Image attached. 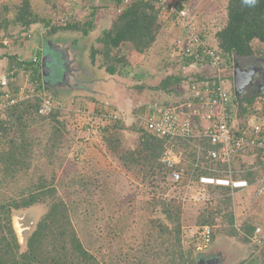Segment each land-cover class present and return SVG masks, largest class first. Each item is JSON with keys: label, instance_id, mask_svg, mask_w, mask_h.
<instances>
[{"label": "rangeland", "instance_id": "374dc122", "mask_svg": "<svg viewBox=\"0 0 264 264\" xmlns=\"http://www.w3.org/2000/svg\"><path fill=\"white\" fill-rule=\"evenodd\" d=\"M0 1L14 4L20 0ZM30 1L35 11L44 18H51L55 26L66 25L69 21L83 23L90 17V10H84L80 0ZM197 1L196 6H203L194 15L190 12L189 20L210 46H216L215 34L227 22L228 0ZM14 17L13 11L10 18ZM166 22L159 42L149 55L137 56L130 47L124 48L130 61L124 76H110L101 69L99 65L104 61L102 56L96 58V65L89 57L92 46L102 47L96 41L101 36L99 31L89 38L64 33L48 39L43 37V34H47L42 31L33 35L34 30L29 34L33 37H30L22 35L18 28L11 30L9 34L13 39L8 41V46L13 50L10 54L17 53L20 58L28 56L27 59L38 55L42 60L47 53L44 44L47 39L56 44V51L70 48L79 57L78 64L86 70L88 78L85 79L89 81L85 80L88 83L78 85L70 75L63 74L71 87L57 86L60 87L59 92L57 87L44 89L43 97L51 99L53 104L50 115L58 111L55 113L57 120L48 118V115L46 120L29 126L27 136L33 141V153L26 168L12 179L0 176V205L19 201L40 187H44L45 191L55 190L54 199L44 198L31 209L14 213L22 217L20 223L23 229H26L30 218L32 226L26 238L47 213L50 203L63 200L71 209L73 226L84 246L105 264H139L135 256L139 251L143 256L148 255L140 264H177L171 261L173 256L170 258L166 255L164 248L155 250L156 245H162L167 237L165 232L162 233L161 225H169L159 202L164 199L174 200L182 207L183 245L196 249L197 264L199 260H208L216 255H220L219 264H264V241L259 243L260 237H264V211L252 192L228 194L208 189V193H204L207 199H204L199 190L192 189L193 185L186 187L181 184L174 188L171 186L163 194L136 179L122 164V156L128 149L135 147L141 136L131 126L148 114L149 107L165 105L183 110V105L190 98L185 84L175 85L176 90L170 93L156 89L167 77L180 71V68L172 65L170 47L181 34L178 33L181 29L175 26L174 21ZM20 44L25 47L19 48ZM254 46L259 48L257 55L264 57L262 46L258 43ZM78 64L74 65L77 69ZM18 83L21 87L27 85L35 89L31 83H27L26 77H20ZM231 87L236 101L234 83ZM257 95L246 116L253 123L264 115V92ZM236 105L238 112L239 106ZM117 120L126 125L127 129L118 132L120 145L113 151L104 138L110 133H117L114 130V122ZM237 121L239 125L243 123L238 116ZM59 131L64 134V139L59 147L52 148V138H56ZM239 158L249 165L253 162L249 154ZM91 209L93 217L87 222L84 215L90 213ZM205 217L213 218H210L212 223L205 226L212 231L211 243L208 248L198 250L204 241L205 228L199 226V222ZM249 225L256 227L252 235L245 229ZM4 234L0 232V238ZM164 247H168V244ZM98 248L100 251L96 250ZM152 250L158 256L155 253L152 255Z\"/></svg>", "mask_w": 264, "mask_h": 264}, {"label": "trees", "instance_id": "16d2710c", "mask_svg": "<svg viewBox=\"0 0 264 264\" xmlns=\"http://www.w3.org/2000/svg\"><path fill=\"white\" fill-rule=\"evenodd\" d=\"M80 1H82V4L86 2V0ZM116 1V9L112 14V25L107 30L97 25L95 16L98 8L91 6L92 4L89 7L91 11L89 20L87 19L83 23L69 21L66 25L55 26L51 18H44L35 11L30 0H20L14 4L0 1V51H4L0 55V61L8 60L9 71L7 74L9 75L8 79H10L8 89L15 94L18 93L21 89V85L18 83L19 78H25L30 69H32V73L27 82L29 81L35 86L34 95L31 99L10 106L0 113V176L12 179L16 173L26 168L27 161L33 153V141L27 136V130L29 126L32 127L48 117L39 113L45 88L40 78V57L37 56L38 61L35 63L34 58L36 55L27 59L20 58L16 54H10L12 47L8 46V41L13 39L9 34L11 30L18 28L22 35L26 34L27 36H30L29 34H32L31 32L34 30L33 35L42 31V33L47 34L45 36L48 39H54L64 33L80 34L82 37L89 38L94 32L99 31L101 36L96 41L102 44V47L92 46L89 57L96 65V58L102 56L104 61L100 68H103L110 76H124L127 74L126 69L130 65V61H128V54L124 49L126 46L130 47L134 55H149L159 42L162 31L167 24L166 20L174 21L175 26L181 29V32L183 30V26L175 17L164 12L162 8H158L151 0H130V3L126 6H123L124 0ZM178 6L188 11L182 4H178ZM118 9L121 12H118ZM226 9L227 22L215 34L216 46L212 47L221 54L225 64L233 68L237 62H249V60L255 58L257 52H259V48L256 49L254 46L255 43L261 45L264 50V0H228ZM13 11L15 17L11 19L10 13ZM163 14L167 15L169 19H163ZM35 26H37V29L34 28ZM181 32L179 30L178 33ZM33 35L31 36L33 37ZM200 36L206 41L203 34L200 33ZM18 47L23 48L25 45L20 44ZM172 48L173 45L170 49ZM171 61L174 67L179 68L180 62L185 66L191 65L193 57H187L185 60L171 58ZM198 65L201 67L204 64L199 63ZM14 69H16L15 75L11 77L10 74ZM21 70L24 72L22 73ZM199 75H201L200 72L182 74L180 70L178 74L167 77L161 86L156 89L170 93L176 90L175 85L185 84L186 79H190L192 82L202 81L203 79ZM202 76L204 77V74ZM257 97V94L249 90L243 101L234 100V104L239 106L238 118L244 123L243 125L241 122V129H246L253 124V120L246 118V116ZM55 100L59 99L56 98ZM179 110L183 111L184 109ZM56 112L58 111H54L48 118L57 120ZM114 123V130L117 133H110L108 137L104 138L107 146L113 151L118 149L120 145L118 132L127 129V126L118 120ZM132 127L135 131L140 132L141 136L135 147L128 149L125 155L122 156V164L127 172L133 174L136 179H140L142 183L148 184L157 192L165 194L172 186L171 177L173 172L179 169V167L170 168L161 163L160 159L166 148L171 146L175 152L182 153L190 161L196 160L197 150L184 139L161 138L152 135L141 120L134 122ZM63 139L64 134L59 131L58 136L52 138V148L59 147ZM196 143L203 144L207 149H213L208 140H204V142L196 140ZM249 155L253 157V162L250 165L241 162V158H236L235 161L240 162L235 163L238 172L234 177L254 184L264 171V153L256 150L254 153H249ZM214 164V162L210 163V165ZM218 166L225 168V166ZM258 167L262 168L258 169ZM240 170L241 172H239ZM202 174L218 176L207 170H199L198 175ZM209 190L231 193L230 189L222 187L209 188ZM53 191L55 192V190L45 191L44 187H40L19 201L8 205H0V232L5 233L0 238V264H105L94 252L84 246L76 227L73 226L71 209L63 200H54L50 203L47 213L27 237L26 247H24L26 249H21L12 227L13 214L31 209L44 198L54 199ZM159 203L162 214L171 229L169 225H161L163 228L162 233L165 232L167 237L162 245H156L155 250L160 247L164 248L166 255L170 258L173 256L174 259H171V261L173 260L177 264H197L198 252L196 249L183 245L181 205L174 200L168 201L166 199L161 200ZM92 212L91 209L90 213L84 215L87 222L93 217ZM210 218L200 219L199 226L205 227L211 224ZM233 222L232 217L231 223ZM245 229L252 235L256 227L249 225ZM165 244H168V247H164ZM99 248L96 250L100 251ZM154 253L155 251L152 250L151 254ZM135 256H137L139 264L143 263L148 257L147 254L143 256L140 251ZM156 256L158 255L156 254Z\"/></svg>", "mask_w": 264, "mask_h": 264}, {"label": "built area", "instance_id": "2783aa9c", "mask_svg": "<svg viewBox=\"0 0 264 264\" xmlns=\"http://www.w3.org/2000/svg\"><path fill=\"white\" fill-rule=\"evenodd\" d=\"M151 1L158 8H162L164 12L175 17L183 26L171 52L173 59L185 60L187 57H193V62L189 66L180 62L179 68L182 74L191 72L193 67H200L199 63L204 64L201 66V73L204 74L202 81L192 82L190 79L184 81L191 95L183 105V111H180L178 107L170 108L160 105L150 107L148 114L140 118L152 135L161 138H181L197 150L196 160L190 161L182 153L175 152L172 147L166 148L160 159L161 163L170 168L179 167L172 174V187H178L181 184L186 187L193 185L192 189L199 190L204 199H207V194L204 193H208L209 188L215 187L228 188L233 194L252 192L264 211V171L254 184L234 177L238 172L235 168L236 158L254 153L256 150L264 153V115L248 128H240L234 104L235 97L231 89V84L234 83L233 69L225 64L223 57L216 49L201 38L200 32L189 20L190 16L186 9L180 8L174 0ZM129 3L130 0H124L123 6ZM117 11L121 12L120 9ZM37 61L36 56L34 62L37 63ZM15 72L16 69L11 72V77H14ZM21 72L24 71L21 70ZM31 73L32 69L26 74L27 80ZM9 80L8 77L0 80V111L31 99L34 95L35 90L27 85L21 87L16 94L11 92L8 89ZM42 100L39 113L48 116L53 109L52 100L44 97ZM157 117L160 118L159 121ZM196 140L203 142L208 140L213 149H207L203 144L196 143ZM211 162L215 164L210 165ZM218 165L225 168H220ZM261 168L258 167V169ZM199 170H207L218 176L198 175ZM193 198L199 199V197ZM203 237L204 241L198 250L209 247L212 238L210 227L204 228ZM263 241L262 236L259 243Z\"/></svg>", "mask_w": 264, "mask_h": 264}, {"label": "water", "instance_id": "95a60500", "mask_svg": "<svg viewBox=\"0 0 264 264\" xmlns=\"http://www.w3.org/2000/svg\"><path fill=\"white\" fill-rule=\"evenodd\" d=\"M99 5H102L100 3V0H95L93 6L99 7ZM45 48L47 49V53L44 54L42 60H41V67L42 72L40 74V78L43 81V84L46 88L48 87H57L60 85H64L67 87H71V83L64 78V73L70 75L74 82L80 85L79 83H82L80 77H78V74H83L82 71L78 70L74 65H76V58L77 55L74 54V52L70 48H62L60 51L57 50V46L52 41H48L47 39L44 42ZM60 65V66H59ZM58 67V68H57ZM254 68V67H253ZM60 71H59V70ZM250 68L246 70H240L239 64L236 63L234 68V88H235V94L237 101H240L243 99V95L245 93V86H247L251 81V75L252 70L249 71ZM80 72V73H79ZM60 74V77L57 76ZM244 75L247 77V81L245 84H242V76ZM81 76V75H80ZM157 120L159 121L160 118L157 117ZM22 217L18 214H14L12 216L13 220V228L16 234V237L18 239V242L22 248L26 245V233L25 231L30 230L23 229L22 225L20 223ZM220 255H216L214 257L209 258L208 260H199L198 264H219L220 262Z\"/></svg>", "mask_w": 264, "mask_h": 264}, {"label": "crops", "instance_id": "0c3cea01", "mask_svg": "<svg viewBox=\"0 0 264 264\" xmlns=\"http://www.w3.org/2000/svg\"><path fill=\"white\" fill-rule=\"evenodd\" d=\"M174 1L177 2L178 4H182L191 13L193 12V15H194V13L196 14L198 12L200 7L203 6V5L202 6H196L195 3L198 2L197 0H174ZM208 1H210V0H205V2H208ZM79 2H82V1H79ZM94 2H95V0H91V1L86 0L85 4H81V5H82V7H84L83 8L84 10H90L89 7L93 6ZM100 3H102V5H99V7H97L98 8V10H97L98 13L96 12L95 19H96V22H97L98 26H101V27H103L104 29L107 30V29H110V27L112 25V18H113L112 14H113V12L116 9L117 1L116 0H104V1L100 0ZM90 4H92V5L90 6ZM110 11H112V12H110ZM105 12H107V14ZM104 14H106V15H104ZM162 18L163 19L164 18H168V16L163 14ZM34 28L37 29L36 26ZM43 37H45L44 34H43ZM11 50H13V48ZM0 52H1L0 55L4 53V51H0ZM14 54H17V53H14ZM36 56H38V55H36ZM27 57L28 56H25L24 58H27ZM78 60H79V57L77 56L76 62H75L76 64H78ZM94 67H96V66H94ZM99 67H100V65H99ZM101 69H103V68H101ZM8 71H9L8 70V60L7 59L1 60L0 61V80L5 78V77H9V75L7 74ZM80 71H82L83 74H78V75H79L81 81L83 80L82 82L84 83V82H86L85 80H87V79H85V77L88 78V76L86 75V70L82 66H81V70ZM191 72H200L201 73L202 72V68L201 67H193V68H191ZM202 75L203 74L201 73V75H199V77L204 79V77ZM87 81H89V80H87ZM86 83H88V82H86ZM58 92H59V89H58ZM189 94L191 95V93H189Z\"/></svg>", "mask_w": 264, "mask_h": 264}, {"label": "flooded vegetation", "instance_id": "af4514ba", "mask_svg": "<svg viewBox=\"0 0 264 264\" xmlns=\"http://www.w3.org/2000/svg\"><path fill=\"white\" fill-rule=\"evenodd\" d=\"M58 51H60V50H58ZM237 63L239 64V69L240 70L243 71V70H246V69L250 68L249 71L250 70L253 71L252 75H251L252 81L247 86L244 87L245 88V93L243 95V99L240 100V101L244 100V98L248 94L249 90H251V92H253L254 94L263 93L264 92V57L256 55L254 60H249V62L245 61L244 64L242 62H237ZM235 65H236V63H235ZM235 65L233 67V74H234ZM78 70H81V66L80 65H79V69ZM64 75L67 76L66 73H64ZM233 80H234V78H233ZM242 81H243L242 84L246 83L247 77L245 75H244V77L242 76ZM59 88L57 87V89H59ZM48 89H52V87H48ZM31 226H32V224H31V221H30V218H29V222L27 224L26 229L30 228ZM27 232H29V230L25 231V233H27Z\"/></svg>", "mask_w": 264, "mask_h": 264}, {"label": "clouds", "instance_id": "9594fccd", "mask_svg": "<svg viewBox=\"0 0 264 264\" xmlns=\"http://www.w3.org/2000/svg\"><path fill=\"white\" fill-rule=\"evenodd\" d=\"M41 72H42V67H41ZM46 88V87H45ZM48 89V88H47Z\"/></svg>", "mask_w": 264, "mask_h": 264}]
</instances>
